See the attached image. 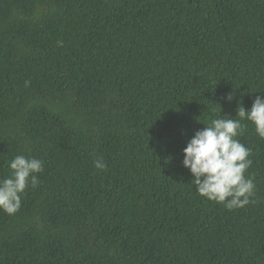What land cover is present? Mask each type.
I'll use <instances>...</instances> for the list:
<instances>
[{"label":"trees","instance_id":"trees-1","mask_svg":"<svg viewBox=\"0 0 264 264\" xmlns=\"http://www.w3.org/2000/svg\"><path fill=\"white\" fill-rule=\"evenodd\" d=\"M257 96L264 0H0V179L16 155L44 161L0 211V264H264L255 126L237 137L246 207L202 197L182 163L196 131Z\"/></svg>","mask_w":264,"mask_h":264},{"label":"clouds","instance_id":"clouds-1","mask_svg":"<svg viewBox=\"0 0 264 264\" xmlns=\"http://www.w3.org/2000/svg\"><path fill=\"white\" fill-rule=\"evenodd\" d=\"M226 99L231 102L233 94L229 93ZM224 117L211 119L206 127L195 132L183 149L182 163L193 175L196 191L202 197L231 211L254 202V177L245 176L253 163L249 158L252 150L237 137L247 127L242 121H249L255 126L256 134L264 139V96H257L250 110L239 102L238 119ZM8 167L11 175L0 179V211L13 216L20 210L21 195L29 185L32 188L39 185L37 174L44 171V161L16 155ZM94 167L106 170L107 164L102 158H95Z\"/></svg>","mask_w":264,"mask_h":264}]
</instances>
